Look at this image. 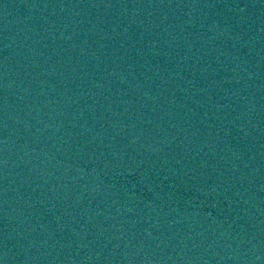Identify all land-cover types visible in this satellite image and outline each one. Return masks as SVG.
<instances>
[{
	"label": "water",
	"instance_id": "1",
	"mask_svg": "<svg viewBox=\"0 0 264 264\" xmlns=\"http://www.w3.org/2000/svg\"><path fill=\"white\" fill-rule=\"evenodd\" d=\"M0 264H264V0H0Z\"/></svg>",
	"mask_w": 264,
	"mask_h": 264
}]
</instances>
